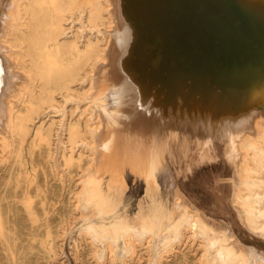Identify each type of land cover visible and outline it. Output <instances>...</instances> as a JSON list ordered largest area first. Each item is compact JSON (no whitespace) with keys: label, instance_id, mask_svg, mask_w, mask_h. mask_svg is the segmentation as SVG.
<instances>
[{"label":"bare ground","instance_id":"1","mask_svg":"<svg viewBox=\"0 0 264 264\" xmlns=\"http://www.w3.org/2000/svg\"><path fill=\"white\" fill-rule=\"evenodd\" d=\"M184 55L198 68L182 70ZM186 75L192 90L177 83ZM185 128L195 147L187 165L221 153L232 204L264 240V0H0V166L14 176V203L25 168V227L45 226L49 253L51 202L35 156L49 167L45 186L48 176L70 184L75 257L84 243L111 260L145 249L154 264L192 238L208 264H264L177 187H157L166 158L187 150ZM129 174L148 182L132 212ZM2 199L0 242H17Z\"/></svg>","mask_w":264,"mask_h":264},{"label":"rangeland","instance_id":"2","mask_svg":"<svg viewBox=\"0 0 264 264\" xmlns=\"http://www.w3.org/2000/svg\"><path fill=\"white\" fill-rule=\"evenodd\" d=\"M186 129L187 128H185L183 135L185 137L187 150L183 156L166 158L165 166L167 168L159 171V181L156 182L157 187L161 188L163 194H166L173 186H180L193 204L207 214L209 219L216 224L217 227H226L230 232L234 233L243 244L253 247L257 253L264 255V240L247 230L241 222L240 214L237 215L229 204L227 198L229 192L227 179L229 177V166H232L229 161L220 153L216 159H213L217 161H199L201 165L194 166L193 168L190 167L192 170L188 172L190 169L186 168V166L190 165H187V162L191 160L195 147L193 146L194 135L190 129ZM201 135L203 136L202 132H200V136ZM220 149L219 147L218 150L220 151ZM36 162L38 163V185L46 190V194L51 202L49 219L51 222V230L55 235L52 241L55 242L54 248L56 252L49 253L43 241L46 235V228L44 225H36L32 230L25 227L29 224L27 213L22 204V198L25 195L23 190L27 185V180L25 179L26 173L24 172L25 168L19 165V203H14L15 198L13 197L12 191L14 176L8 179L7 173L3 171L2 165V167L0 166V199L4 196L6 197V199H2V201L7 202V205L3 207L9 220L7 224L11 227L12 223L19 222L20 237L17 242H0V264H151L149 255L145 249L138 250L135 248L134 250H138L136 253L133 252L130 256L126 254L122 257L123 259L121 257H116L117 259L111 260L108 256H104L101 258L99 257L100 260L97 258V255V257L94 255V250L84 243L79 246L78 256L75 257L71 253L73 246L70 245L74 242V239L78 240L79 238L77 234L78 231L74 228L75 226L73 227V225H70L72 224L70 222H73V219L77 217L78 210L74 205L75 197L70 190V184L67 182L59 183L48 176V186H45L44 178L45 175L49 173V167L46 163L40 161L37 156H35V163ZM5 166L6 164H4V167ZM5 182L7 183L5 184ZM126 183V198L130 202L128 210L132 212L135 209L137 200L145 194L148 182L142 177H134L129 174L126 178ZM34 186L35 185H32L29 190L33 195L36 193ZM38 202L39 197H35V205H38ZM71 219L72 221H70ZM65 220L69 221L67 225L70 226H68L66 231H62L63 222ZM191 240L195 242L192 238H186L182 240V242L176 244V247L170 250L171 252L161 253V259H159L161 261L158 260V262L154 264H208L205 262L204 258H202V251L198 245L189 247L188 244ZM80 241L88 242L85 239ZM190 245H192V243H190ZM190 248H194V250L189 251ZM181 249L188 252L187 257L181 258L175 255V253L179 255ZM10 251L14 253V259L11 258L9 254Z\"/></svg>","mask_w":264,"mask_h":264},{"label":"water","instance_id":"3","mask_svg":"<svg viewBox=\"0 0 264 264\" xmlns=\"http://www.w3.org/2000/svg\"><path fill=\"white\" fill-rule=\"evenodd\" d=\"M200 9V8H199ZM191 57H186L185 55L182 56V59L178 62V59L175 60L176 62L175 63H178L179 65H186V67H184L182 70L186 71L188 69H197L198 68V64L195 63V60H193V58ZM188 60H190V65L188 63ZM195 80H193V78L190 76V75H186L185 77H177V83L183 85L184 87H186L187 89H191L192 90V83L194 82Z\"/></svg>","mask_w":264,"mask_h":264},{"label":"crops","instance_id":"4","mask_svg":"<svg viewBox=\"0 0 264 264\" xmlns=\"http://www.w3.org/2000/svg\"><path fill=\"white\" fill-rule=\"evenodd\" d=\"M212 161H217V160H212ZM210 161V162H212ZM210 162H205V163H210ZM197 165H201V164H192L191 166H186V168L190 169V167H194V166H197ZM229 177L227 179V182H228V185H229V192H228V195H227V198L229 200V204L231 206V208L236 212V214L238 215V211L234 208L233 204H232V192H233V184H234V181H235V177H234V171H233V168L232 166H229ZM192 168L190 170H188V172H190L192 170ZM187 172V173H188ZM187 175V174H186ZM185 175V176H186ZM188 199L189 197L185 194V192L181 189L180 186L177 187ZM190 200V199H189ZM191 201V200H190ZM192 202V201H191ZM193 203V202H192ZM200 209V208H199ZM201 210V209H200Z\"/></svg>","mask_w":264,"mask_h":264}]
</instances>
